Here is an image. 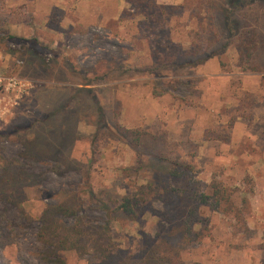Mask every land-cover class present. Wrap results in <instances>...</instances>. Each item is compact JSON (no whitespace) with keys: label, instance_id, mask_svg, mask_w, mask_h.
Instances as JSON below:
<instances>
[{"label":"rangeland","instance_id":"rangeland-1","mask_svg":"<svg viewBox=\"0 0 264 264\" xmlns=\"http://www.w3.org/2000/svg\"><path fill=\"white\" fill-rule=\"evenodd\" d=\"M251 33L256 71L234 41ZM0 78V264L143 255L191 208L165 264H264V0H0ZM174 164L170 189L217 182L230 207L162 191ZM125 197L133 220L112 213ZM82 223L62 249L55 228Z\"/></svg>","mask_w":264,"mask_h":264},{"label":"trees","instance_id":"trees-1","mask_svg":"<svg viewBox=\"0 0 264 264\" xmlns=\"http://www.w3.org/2000/svg\"><path fill=\"white\" fill-rule=\"evenodd\" d=\"M247 0H227V4L231 7L237 9L238 6H241L242 3ZM250 1V0H249ZM234 20L226 18V27L229 29V31L232 30V26H234ZM250 33V32H249ZM252 37H249L246 41L240 38H236L237 40H234L236 43L237 49L244 55V62L248 65H250L251 71H256V68L252 65L253 57L255 55L254 49H255V41L256 36L251 33ZM200 52L194 51L189 52L187 54L191 56H195L199 54ZM174 54L170 57L166 58H160L158 64L159 65H170L174 60ZM156 62V63H157ZM248 67V66H247ZM53 115H49L47 117H52ZM129 133H137L136 131H128ZM33 152V151H32ZM28 153L31 155L29 158H33V154L31 151ZM36 157V156H34ZM34 159V158H33ZM188 167L186 165H179L174 164L171 166H167L163 174L165 176H162V178L159 180V184L162 185V191H165L168 194H174L176 193V196L183 199L186 197V195L197 203V205H208L214 210L223 211L225 212L228 207H230L228 202V197L224 196V192L226 191L219 183L212 182L210 185L211 193L206 194L204 192H197L193 189L191 193H188L187 190L179 189V188H173L170 189L168 184L165 182L166 176L168 178H183L185 174L187 173ZM19 180V179H18ZM163 199V198H162ZM179 200V199H178ZM166 202V201H165ZM140 201L136 198H130L125 197L121 199L119 204L112 210V213L114 215V218L117 219H129L133 220L136 217H138L137 209H139ZM174 209L177 212V208L174 207ZM197 217V211L195 208L187 209L183 213H176L173 216V227H176L175 229L171 230L170 236H174L176 241L171 242L169 239L164 240L163 242L158 243V245L150 248L148 251L146 250L143 255H124L121 252L118 254L113 253V247L112 242L108 241L105 244H97L96 250L99 251V262L100 264H165V261L167 259L170 260V257L174 253L178 252L177 245L188 238L191 235V223L192 221ZM56 226V225H55ZM63 227H56L55 230L58 231V233L54 232L55 238L57 237V243H59L60 247L62 249H79L81 244L83 236L85 234V231L82 229L84 224H77L75 226H65ZM82 226V227H81ZM51 227V226H50ZM59 228V230H57ZM45 231V229H44ZM43 236L45 237V232L43 233ZM174 251V252H173Z\"/></svg>","mask_w":264,"mask_h":264},{"label":"built area","instance_id":"built-area-1","mask_svg":"<svg viewBox=\"0 0 264 264\" xmlns=\"http://www.w3.org/2000/svg\"><path fill=\"white\" fill-rule=\"evenodd\" d=\"M2 81H3V80L0 78V84L2 83ZM11 81H13V80H11V79L9 80V85H11V84H10V83H11ZM12 83H14V84H15L16 82H14V81H13Z\"/></svg>","mask_w":264,"mask_h":264}]
</instances>
